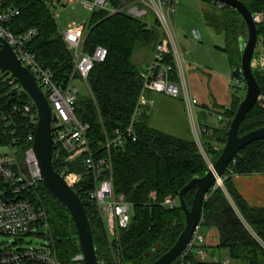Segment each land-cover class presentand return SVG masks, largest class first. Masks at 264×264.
Returning <instances> with one entry per match:
<instances>
[{"label": "trees", "instance_id": "trees-1", "mask_svg": "<svg viewBox=\"0 0 264 264\" xmlns=\"http://www.w3.org/2000/svg\"><path fill=\"white\" fill-rule=\"evenodd\" d=\"M108 1L115 9L124 4L121 0ZM241 1L254 15H262L257 21V28L259 40L264 44V0ZM17 2L21 15L14 25L15 32L38 28V35L29 44L30 50L41 65L53 72L55 81L67 82L73 69V59L48 5L44 0ZM212 5L216 7V3ZM218 10L220 13L205 15L206 23L223 33L225 46L222 49L227 53L232 69L237 68L244 80L240 70V41L246 38L247 27L240 14L230 6L224 5ZM89 29L86 51L92 52L97 46L108 50L106 60L98 63L90 73L88 83L91 95L79 97L77 104V115L90 126L88 138L95 150L101 148L105 134L115 135L129 125L142 89L140 71L143 66L134 62V56L138 51L153 53L159 32L125 13L110 15L108 10L93 11ZM166 61L174 64L171 56ZM254 73L264 97V69H254ZM8 76L7 72L0 74V145L15 139L19 148L23 149L31 129L24 105H32L34 110L35 106L24 91L13 89ZM241 100L235 95L231 108L224 112L229 121ZM260 127H264V100L257 102L244 118L239 134ZM136 134L135 141L127 140L112 153L116 193L123 194L134 209L129 227L119 231L118 238L112 243L113 248L95 207L87 200L91 188L89 177L85 175L81 184L74 187L90 220L101 264H114L112 250L120 264H152L168 252L184 230L186 221L180 204L171 209L162 202L169 195H179L193 177L204 176L210 169L193 136L178 137L156 128L149 123L144 112L136 124ZM209 138L225 145L227 129H214ZM204 148L212 161H216L222 151V147L216 150L211 141H204ZM53 164L57 171L62 164L70 170L86 172L82 158L69 159L65 152L59 163L54 160ZM260 172H264V138L250 143L239 152L224 175V187L209 192L204 204L201 230L217 229L220 239L217 247L228 250L231 260L237 264H264V208L248 205L233 183L236 174ZM153 192L158 195L156 203L151 199ZM195 192L196 189H190L185 194L189 206ZM41 194L47 205L59 258L63 264H72V259L81 253L75 224L69 212L46 192L44 186ZM182 262L179 257L173 264ZM184 262L222 264L221 261L202 259L195 252L189 253Z\"/></svg>", "mask_w": 264, "mask_h": 264}, {"label": "built area", "instance_id": "built-area-1", "mask_svg": "<svg viewBox=\"0 0 264 264\" xmlns=\"http://www.w3.org/2000/svg\"><path fill=\"white\" fill-rule=\"evenodd\" d=\"M44 1L56 21V11L64 5L63 0ZM66 1L67 3H79L91 13L95 10H108L110 15L125 13L142 21L148 27H155L159 32V39L152 57L140 71L142 89L129 125L115 135L105 134L101 148L94 150L88 138L90 126L77 115L80 87L76 81L80 80L86 85L91 95L88 83L90 73L98 63L106 60L108 50L103 46H97L92 52L86 51L85 44L91 30L85 22H71L64 30L59 29L60 35L71 53L73 69L67 82H57L53 72L41 65L29 48V44L39 33L38 28L33 27L23 33H16L14 25L17 24L21 15V7L17 0H0V37L10 43L18 58L37 77L52 112L60 123V125L52 124L53 162L55 160L59 163L64 152L69 155V159L82 158L83 166L86 169L85 174L70 170L62 164L59 166L60 171L58 172L75 192L74 187L81 184L84 176L89 177L91 188L88 191L87 200L95 207L97 215L103 223L110 247L113 248L112 243L118 238L119 231L128 228L131 223L130 212L133 204L123 194L116 193L112 153L123 146L127 140L135 141L137 139L136 124L143 115V108L155 104V100L149 94H163L174 99L181 98L184 101L193 138L207 160L203 136L208 132V128L198 124L196 120V107L199 101L191 95L188 89L183 53L171 25V16L176 9V0H130L118 9L111 8L108 0ZM210 1L216 3L219 8L224 6L223 3L215 0ZM149 15H152L153 19H148ZM261 16L254 15L256 22ZM193 35L195 39H201L199 30H194ZM261 53L264 56V47ZM168 56L173 58L174 64L166 61ZM260 67L264 68V59H262ZM4 72L6 71L0 68V74ZM8 79H10L13 89L19 92L23 91L14 76L9 74ZM242 81V76L234 67L230 85L233 96H237L243 89ZM263 100L264 97L260 96L258 102ZM24 110L29 115L31 125L26 147L19 148L15 139L0 145V237L7 236L9 238V240H5L9 241V244H0L2 245L0 264H63L54 246L49 213L41 194L43 178L33 148L38 112L32 105H24ZM227 122L228 125L230 121ZM3 145L6 147L5 150L1 149ZM215 149L219 150L217 147ZM151 199L153 203L158 201L156 192L151 194ZM162 205L171 209L178 206V195L167 196ZM200 225L196 228L187 249L180 256L182 264H186L184 259L192 252L202 259L205 257V251L202 249L205 239ZM28 233L47 236L49 244L28 248L13 247L16 240ZM112 254L114 264H120L114 250H112ZM72 264H84L83 254H77L72 259Z\"/></svg>", "mask_w": 264, "mask_h": 264}, {"label": "water", "instance_id": "water-1", "mask_svg": "<svg viewBox=\"0 0 264 264\" xmlns=\"http://www.w3.org/2000/svg\"><path fill=\"white\" fill-rule=\"evenodd\" d=\"M235 9L247 27V36L240 41L241 73L246 83L245 95L240 101L234 117L227 125V139L216 162L210 165L204 176H195L179 192L178 199L185 214L186 225L173 247L152 264H173L187 249L196 228L201 224L204 204L209 192L217 187H224L223 176L239 152L250 143L264 138V127L240 135L239 128L247 114L255 107L261 96V88L254 73L253 58L258 45V28L254 14L241 0H215ZM0 68L14 76L22 90L30 97L38 112V123L33 143L43 186L55 201L70 214L78 235L84 264H100L90 220L80 196L55 169L53 164L52 124L60 125L52 108L40 87V82L32 71L18 58L10 43L0 37ZM196 189L191 206L185 194ZM9 244V241L0 242Z\"/></svg>", "mask_w": 264, "mask_h": 264}, {"label": "crops", "instance_id": "crops-1", "mask_svg": "<svg viewBox=\"0 0 264 264\" xmlns=\"http://www.w3.org/2000/svg\"><path fill=\"white\" fill-rule=\"evenodd\" d=\"M129 1L130 0H121V2H123L124 4L128 3ZM203 1L208 2V0ZM69 4L70 3H67L66 1L64 3V6H68ZM172 28L174 30L173 24ZM191 36L195 41H197V39L194 38L193 33H191ZM175 37L179 44V39L176 35ZM258 41L259 44L256 48L255 54L258 56L257 61L258 66L260 67L261 61L262 59H264V56H262L261 53L264 45L263 43H261L262 41ZM224 46L225 45L219 48V50L224 51L222 49ZM179 47L183 53V57L186 56V59H184V61L188 89L191 95L197 98L199 101V104L196 107V120L198 124L204 125L209 129V131L205 134L209 137L212 130L214 129H221L225 131L227 129L228 118L226 117L224 112L228 108H231L234 97L231 93L230 88V85L232 83L231 70L228 68L231 67L232 69L230 61H226V63H229L228 67L226 66L225 59L222 60V65L220 62H215L214 64H205L199 60L198 54L196 53L199 50V45H179ZM224 53L227 55L225 51ZM152 54L153 53H150L149 57H147L148 54L145 55V59L142 60L143 67H145L149 63ZM149 96L155 100V104L151 107L146 106L144 108L143 111L144 114L147 115V118L149 116L153 117L156 112H158L156 106H158L159 102L166 103L168 104L166 113L172 116V118H174L175 116L178 118L179 129L181 127L182 131V134H180V132H178L179 134L175 132H173L172 134L183 138H190L193 136L190 119L186 112L184 101L181 98H177L180 100V103H177L171 101L170 97H167L163 94L150 93ZM151 117H149L148 120ZM183 132L187 136L184 135ZM209 140L212 142L214 147H222L221 142H217L215 141V139L211 140L210 138L208 139V141ZM233 183L236 190L245 199L248 205L253 208H264V172L241 175L236 174L233 177ZM201 232L203 233L205 239V242L202 245V249L205 251V260L221 261L222 264H237L231 260L228 250L220 249L217 247L220 242L217 229H202Z\"/></svg>", "mask_w": 264, "mask_h": 264}, {"label": "rangeland", "instance_id": "rangeland-1", "mask_svg": "<svg viewBox=\"0 0 264 264\" xmlns=\"http://www.w3.org/2000/svg\"><path fill=\"white\" fill-rule=\"evenodd\" d=\"M65 2L66 0H64V3ZM217 8H218L217 6L215 7L209 2L203 0H176V9L171 16V25L173 24L174 26V30H175L174 33L179 39V45H199L198 48L199 50L196 53L198 54L199 60L205 64H214L215 62L221 63L223 59H225V63H226V61L229 60L228 56L224 53V51L219 50V48L225 45V38L223 33H220L215 28L209 26L206 23V19H205L206 14L220 13L219 12L220 10H218L220 8L218 9ZM56 14H57L56 22L58 28L62 30H64L71 22H77V23L85 22L88 26L90 25L91 12L86 10L79 3H70L68 6L63 5L57 9ZM148 19H153V16L149 15ZM196 29L199 30L202 36V38L197 41H195L191 36V33H193V31ZM145 55H146L145 51H138L134 56V62L137 65H142V60L145 59L144 58ZM147 57H149V54ZM183 59H186V56L183 57ZM257 60H258V56L255 54L253 59L254 69L256 71H262L261 67L258 66ZM228 65L229 63H226L227 67ZM228 68L231 70V74H232L233 69H231V67ZM76 83L80 87L79 97L81 98L89 97L90 92L89 89L86 87V85L81 83L80 80H77ZM242 84H243V89L237 94L238 98H243L245 95V91H246L245 80L242 81ZM170 99L173 102L180 103L179 99H172V98ZM156 108L158 109L157 110L158 112H156V114L153 117L149 116L151 117L148 120L149 123L152 126L159 128L170 134H172L173 132L177 134H179L178 132H180V134H182L181 127L179 129L178 118L176 116L172 118V116L166 113L168 104L159 102ZM183 134L186 135L184 132ZM207 136L208 135L203 136V140L205 139L204 140L205 143L206 142L209 143L210 141V140L208 141L209 138ZM221 146L223 149L224 145L222 144ZM1 149L5 150L6 147L3 145ZM207 158H208L207 161L209 166L216 162V161H212V157H210L208 154H207ZM130 213L133 216L134 213L133 207ZM5 240H9V238L7 236L0 237V242ZM48 244L49 241L47 239V236L37 233H28L22 236L19 240H16L15 243L13 244V247L28 248L30 246L38 247L41 245H48ZM1 248L2 245H0V250Z\"/></svg>", "mask_w": 264, "mask_h": 264}, {"label": "bare ground", "instance_id": "bare-ground-1", "mask_svg": "<svg viewBox=\"0 0 264 264\" xmlns=\"http://www.w3.org/2000/svg\"><path fill=\"white\" fill-rule=\"evenodd\" d=\"M142 120V119H141ZM144 120V119H143ZM138 134V133H137ZM66 166V165H65Z\"/></svg>", "mask_w": 264, "mask_h": 264}]
</instances>
